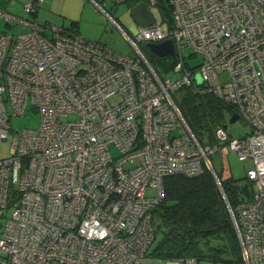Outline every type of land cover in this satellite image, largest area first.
<instances>
[{
	"label": "built area",
	"instance_id": "2783aa9c",
	"mask_svg": "<svg viewBox=\"0 0 264 264\" xmlns=\"http://www.w3.org/2000/svg\"><path fill=\"white\" fill-rule=\"evenodd\" d=\"M127 1L104 0L113 6ZM39 2L25 3L23 11L35 14ZM167 5L170 23L155 20L127 36L135 56L69 25L0 9L5 23L29 27L0 32V141L7 138L10 113L22 115L30 104L40 116L38 127L23 128L11 154L0 158V264H197L195 257L154 259L148 249L163 179L198 175L204 165L230 212L244 264H264V0ZM166 39L174 60L160 76L138 43ZM183 48L201 62L189 65ZM192 86L196 94L231 104L229 117L237 113L249 132L235 137L217 124L212 141H200L172 97ZM115 94L120 100L111 104ZM67 114L76 118L61 119ZM229 150L252 164L249 195L240 193L233 208L220 183L231 176ZM215 154L220 172L210 160ZM148 186L156 195L146 196Z\"/></svg>",
	"mask_w": 264,
	"mask_h": 264
},
{
	"label": "trees",
	"instance_id": "16d2710c",
	"mask_svg": "<svg viewBox=\"0 0 264 264\" xmlns=\"http://www.w3.org/2000/svg\"><path fill=\"white\" fill-rule=\"evenodd\" d=\"M127 2L135 4L133 0ZM162 12L163 20L170 23L168 5ZM76 25L75 20L69 23L75 29ZM153 56L158 60L170 58L167 62H161L165 74L160 75L156 71L160 76L168 75L174 59L168 56L159 57L154 53ZM188 94L183 104L178 107L194 134L196 127L202 125V106L207 103L206 99L213 109L211 119H208L210 126L214 124L212 132L217 124H221L224 107L229 113L234 111L231 104L210 93L196 94L189 90ZM212 132L209 141H212ZM244 182L246 180L240 181L232 176L220 179L223 192L232 208L239 199L238 185ZM151 214L154 241L148 254L154 259L195 257L197 260L206 258L216 264H244L230 212L215 177L205 165L202 172L195 176H166L163 179V197L153 207ZM158 233L160 238L155 242Z\"/></svg>",
	"mask_w": 264,
	"mask_h": 264
},
{
	"label": "rangeland",
	"instance_id": "374dc122",
	"mask_svg": "<svg viewBox=\"0 0 264 264\" xmlns=\"http://www.w3.org/2000/svg\"><path fill=\"white\" fill-rule=\"evenodd\" d=\"M63 3L64 2L62 1L61 5L66 6L65 8H67L65 13L57 16L55 15V18H57L64 26H68L72 20H76L81 29L80 33L89 39L99 40L116 52L129 56L136 55V50L127 37L129 36L134 38V30L136 28L134 20L131 16V7L133 5H131L130 2H124L120 5L113 6L109 3L101 1L100 5H102V7L107 11L109 16L103 10L97 8L91 2V0H68L66 4ZM24 4L21 0H0V9L7 10L19 17L30 20L32 17L22 10ZM148 7L154 13L156 22L165 24V21L163 20L162 9H167V0H156L155 4L148 3ZM28 30V26H23L22 24H17L13 21L7 24L3 19H0V32L17 34L26 32ZM138 46L141 48L145 57L153 64L156 71L160 75L163 73L165 74V70L162 67L161 62H167L170 58L164 57V59L158 60L153 56L152 51L149 49L146 43H138ZM182 53L186 62L191 66L197 65L201 62V55L196 54L193 56V53L187 48H183ZM220 78L222 81L227 80V73L221 74ZM189 90L196 93L197 88L192 86L191 88H182L172 93V97L177 105L180 106V104H183V102L186 100V97L189 96ZM108 100L111 104H115L120 100V97L119 95L115 94L109 97ZM206 101L207 103L202 106V125L197 126L195 129V134L200 138V140H202V142L209 141L210 134L212 132L211 128L214 126V124H212V126L209 124L213 109L209 104V100L206 99ZM222 115L223 118L221 119L220 123L227 125V132L232 136L239 137L249 132V126L241 118L236 119L234 122H229V112L225 107L222 109ZM75 118L76 114H67L61 117L63 120ZM39 122V113L35 112L30 104L27 105L22 115H14L10 113V129L8 131L7 138L6 140L0 141V158L7 157L11 154L12 143L14 140L19 138L23 128H36L38 127ZM111 152L113 156L118 154V151L115 148H112ZM210 160L215 170L220 172L222 168L220 157L216 154L211 155ZM226 165L230 170V175L234 179H238L240 181L247 180L246 170L252 166L251 161L239 160L237 154L231 150H229L226 155ZM249 187L251 194L255 192V186L251 182H249ZM154 195H156V188L148 186L146 189V196L149 197ZM159 238L160 233L157 234L155 242ZM197 264L216 263L209 259L201 258L197 260Z\"/></svg>",
	"mask_w": 264,
	"mask_h": 264
},
{
	"label": "water",
	"instance_id": "95a60500",
	"mask_svg": "<svg viewBox=\"0 0 264 264\" xmlns=\"http://www.w3.org/2000/svg\"><path fill=\"white\" fill-rule=\"evenodd\" d=\"M131 16L134 20L135 27H144L155 22L154 13L145 1H139L131 7ZM147 46L152 53L159 57L174 56V45L171 39H166L158 43L148 42ZM236 119H238V114L232 113L229 117V122H234ZM223 126L226 127L227 125L223 124ZM238 189L245 197L249 195L248 182L240 183Z\"/></svg>",
	"mask_w": 264,
	"mask_h": 264
},
{
	"label": "crops",
	"instance_id": "0c3cea01",
	"mask_svg": "<svg viewBox=\"0 0 264 264\" xmlns=\"http://www.w3.org/2000/svg\"><path fill=\"white\" fill-rule=\"evenodd\" d=\"M21 1L24 4V3L38 1V0H21ZM62 1L64 2L63 4H66V2L68 0H40L39 6L37 7V10H36V13L35 14H31V15L29 14V15L32 17V19H37L39 22L49 21V22H52V23H54L56 25L64 26L62 23L59 22V20L57 18H55V15L57 16V15L64 14L66 9H67V8H65L66 6L61 5ZM75 1H77V0H75ZM101 1L103 2L104 0H91V2L97 8H98L97 5H100ZM105 13L109 16L107 11ZM76 30L80 33L81 29H80V27L78 25V22H77V25H76ZM86 38H88V37H86Z\"/></svg>",
	"mask_w": 264,
	"mask_h": 264
}]
</instances>
